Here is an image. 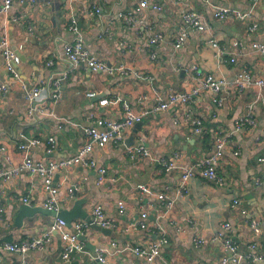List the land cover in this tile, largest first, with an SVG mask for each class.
I'll return each instance as SVG.
<instances>
[{"label": "crops", "instance_id": "1", "mask_svg": "<svg viewBox=\"0 0 264 264\" xmlns=\"http://www.w3.org/2000/svg\"><path fill=\"white\" fill-rule=\"evenodd\" d=\"M139 1L22 0L21 3L14 0L6 17L0 15V37L7 35L9 43L14 40L16 45L24 36L28 37L20 52L19 66L27 88L52 82L67 72L61 84V98L53 108L56 117L35 121L27 117V102L19 83L14 82L9 93L0 97V147L5 148L0 154V169L4 168V157L10 163L21 160L23 154L16 148V142L22 141L18 135L20 130L28 137L39 139L30 149L34 162L47 164L72 157L86 138L82 129L68 122L88 127L85 115L92 105L103 118L120 120L123 116L121 103L98 107V100L117 98L137 111L152 107V88L166 98L170 91L190 92L207 74L230 81L245 70L253 76L264 77V57L251 49L253 43L264 42L262 3L253 5L251 0H147L148 6L135 12L132 22L117 17L118 13L137 8ZM151 4L160 5L161 10H152ZM214 7L249 12L250 18L216 20L212 15ZM95 8L101 13H95ZM186 8L202 15L208 29L203 32L188 30L185 43L175 50L173 43L181 27V12ZM11 17L17 20L12 22ZM71 18L78 22L84 46L92 55L113 67H127L129 71L124 75H104L92 73L84 66L67 64L63 60L62 47L72 37ZM250 23L258 26L253 33L248 32ZM155 33H161L163 38L150 45L148 40ZM210 39L216 41V47L209 43ZM234 42L238 43L237 47ZM232 57L235 62L230 61ZM48 61H52V65L48 66ZM194 67L200 76L193 73ZM4 81L9 80L0 54V83ZM90 91L98 94L93 100L85 96ZM255 97L256 91L251 88L240 92L224 88L220 90L221 104L218 105L209 91L201 90L186 105L172 106L154 114L138 127L134 124L124 132L122 144L109 141L104 147L92 150L95 168L76 165L54 174L52 188L60 211L70 209L74 200L79 199L83 200L82 209L89 216L95 206L102 207L105 217L116 226L109 229V235L93 228L83 231L86 242L96 245L95 250L108 248L112 241L119 247L126 244L145 247L158 237L152 227L156 214L163 210V202L158 199V195L163 194L174 200V205L170 218L161 222L167 243L155 264H216L222 254L221 244L212 241L211 236L223 222L230 223L229 235L241 250L247 251L251 236L247 219L260 223L257 252L264 257V91L259 101H255ZM250 103L253 104L255 127L235 130L236 119ZM192 120L201 123L200 132L195 131ZM215 133L229 135L216 170L224 184L206 182L196 173L181 195L176 193L179 170L165 172L156 162L142 157L131 159L125 153L126 147L141 144L156 159L169 162L177 155L179 167H195L214 151ZM48 137L55 139L53 148L47 143ZM129 138L133 145L125 144ZM99 168L105 169L101 184L96 183ZM73 184L80 189L69 198L67 190ZM49 197L43 179L35 173L22 171L1 183L0 246L17 244L49 231L56 220L51 213L38 212L22 219L20 225L16 224L20 205L44 209L43 203ZM24 198L27 199L25 203ZM235 198L247 211L245 216L239 207H232ZM118 201L125 206L120 216ZM142 213L147 215L145 224L150 231L138 226ZM189 218L196 222L193 227L188 226ZM77 220L80 219L74 221ZM66 230L71 231V225L66 226ZM52 235L50 245L42 251L20 255L0 248V264H146L144 259L130 252L105 255L104 262L96 261L92 258L94 252L87 247L84 253L63 260L62 242L56 231H52ZM201 237L206 240L205 245L196 246L194 239Z\"/></svg>", "mask_w": 264, "mask_h": 264}, {"label": "built area", "instance_id": "2", "mask_svg": "<svg viewBox=\"0 0 264 264\" xmlns=\"http://www.w3.org/2000/svg\"><path fill=\"white\" fill-rule=\"evenodd\" d=\"M0 15L6 17L14 0H0ZM34 2L35 0H28ZM253 5L257 3H262L264 5V0H251ZM22 3V0H20ZM148 6L147 0L139 1L138 7L134 10L127 11L125 13H118L117 17L122 18L127 23L134 20L135 12L140 11ZM151 8L154 11H160L161 7L158 4H151ZM95 13H101L99 8H95ZM213 18L216 20H225L228 18H235L240 20H247L250 18L249 12L244 13L237 10L229 9L226 7H214L212 9ZM17 18L11 17V21H16ZM71 26L69 31L72 33V37L65 41L62 47L63 60L72 67L84 66L92 73H99L104 75L113 74H126L129 68L118 66L113 67L108 65L106 62L98 60L94 55H92L88 49L84 46V41L79 34L78 22L71 18ZM257 24L250 23L248 25V32L253 33L257 30ZM197 30L199 32L206 31L208 29V24L205 22L202 15L196 13L190 8H186L181 12V27L179 28L178 35L173 43V48L175 50L180 49L186 41L188 30ZM29 31L31 28L29 27ZM161 33H155L148 40L150 45H155L162 40ZM28 41V37L24 36L23 41L15 44L14 48H11L9 43V38L7 35L0 37V54L2 56L3 66L9 81H4L0 83V97H5L14 82L19 83L21 89L24 91V98L27 102L26 115L32 121L44 119L47 117H56L53 111L54 104L57 100L61 98V84L67 77V72L64 71L61 76L53 80L48 81L36 86L27 88L22 81L20 73L21 57L20 52L23 49L24 42ZM209 43L216 47V41L210 39ZM234 47L238 46L237 42L233 43ZM258 54L264 57V42L263 43H253L251 46ZM151 57L154 58L155 55L152 53ZM231 62H235V58L232 57ZM47 65H52V61H48ZM193 73L200 76L197 68H193ZM228 88L235 91H243L245 89L251 88L256 91L255 101H259L264 91V77L253 76L249 71H241L233 76L230 81L223 78L215 77L212 74H207L199 80L198 86L193 88L190 92H174L170 91L166 98H162L159 93H157L155 88H152L154 94V103L152 107L145 108L142 107L137 111H134L131 106L120 99L114 98L113 100L102 99L98 100V107H103L106 105H117L121 103V108L123 111V116L120 120H110L99 116L92 108L86 113L85 118L89 123L88 127H82L80 123L68 122L72 126L80 128L83 130L86 141L82 144L76 153L70 158H64L57 161H50L47 164L41 162H34L30 156V149L39 143V139L36 137H28L19 131L18 135L22 139L21 142H16V148L23 156L21 160L17 163H10L7 157H4V168L0 169V184L4 181L10 180L13 176L17 175L22 171H28L30 174H37L44 181V185L50 197L43 203V208L47 211L53 212L54 214L59 213L60 204L54 198V190L52 188V178L56 172L61 169H69L70 167L80 165L86 168H95L96 163L91 157L92 150L95 147H104L109 141L115 143H123L124 132L136 123L142 122L144 119L150 116L163 112L176 105H186L193 97L197 96L201 90L209 91L213 96V102L215 104H221V98H219V93L221 89ZM89 99H95L98 94L90 91L85 94ZM188 116V115H187ZM189 117V116H188ZM192 124L195 127V131H201V123L198 120H192ZM255 119L253 114V104L250 103L246 105L245 110L241 116L235 121V130H250L255 127ZM229 135H224L221 133H215L214 141V151L208 156H205L197 163L195 167H179L176 164L177 155L169 161L156 159V157L142 145L138 146H128L125 148V153L131 158L142 157L150 161L156 162L162 167L165 172H170L173 170H179L180 180L176 189V193L181 195L187 189V183L192 178L195 177L197 173L206 182H212L218 186L223 185L224 181L217 174V167L220 159L223 156L224 149L227 144V139ZM47 143L53 148L55 146V139L53 137L47 138ZM5 151L4 147H0V154ZM237 153H235L236 155ZM263 160V159H259ZM105 169L99 168L97 175V184H101L104 181ZM80 186L73 184L67 190V196L72 197L73 193L78 191ZM67 197V198H68ZM158 199L163 202V210L158 211L155 220L153 222L152 231L158 234V237L149 243V245L143 247L140 245L131 246L126 244L119 247L116 242H110L108 248H100L94 251L93 259L104 262V256H113L122 252H130L137 257H140L146 261V264H155L156 259L160 256L161 249L167 243L166 230L162 225V220L170 218V211L174 205V200L168 199L163 194L158 195ZM26 198L23 199L25 203ZM232 207H239L242 215H246L247 211L242 208L239 199L235 198L232 201ZM3 209L0 207V214ZM125 212V206L122 201L117 202V213L118 215H123ZM146 214L142 213L140 220L137 222L139 228L143 230H149L148 226L145 224ZM188 226L193 227L195 225V220L189 218ZM92 224H96L102 228L111 229L116 226L115 222L106 218L102 207L97 205L92 210V215L90 216V221L77 220L71 223V231L66 230V223L62 219H57L52 225V228L44 232L43 234L23 240L17 244L5 243L0 246L1 249L6 250L11 253L25 254L29 251H42L47 248L52 239V231L58 233L59 239L62 242V253L61 257L63 260H68L72 255L76 253H84L86 251L85 242L79 239V236L83 234L85 229H89ZM247 226L250 230V240L248 244L247 251H243L240 247L233 241L229 232L231 231V225L228 222H223L217 231L211 236L212 241L219 242L221 244V257L216 264H261L264 260L262 254L258 253L259 244L257 242V237L260 233V223L254 219H247ZM178 230L184 232L183 229L178 228ZM196 246L205 245L206 240L204 237L194 239ZM20 264H24L21 262Z\"/></svg>", "mask_w": 264, "mask_h": 264}, {"label": "water", "instance_id": "3", "mask_svg": "<svg viewBox=\"0 0 264 264\" xmlns=\"http://www.w3.org/2000/svg\"><path fill=\"white\" fill-rule=\"evenodd\" d=\"M61 14H63V12H61ZM59 16L57 15V18ZM13 25V24H12ZM22 29V27H21ZM11 48H14L15 43L14 40H12V42L10 43ZM140 125V123L135 124V127H138ZM131 138H129L128 140L125 141L126 143H129V145H133L130 144ZM128 145V144H126ZM141 145V144H139ZM82 203L83 200H74L72 207L70 209H62L59 213L54 214L53 212L47 211L46 209H41L38 207H34L31 208L29 207V205L27 204H22L20 205V207L18 208V213L16 216V224L20 225L22 222V219L26 218V217H32L35 213L38 212H44L47 214H54L56 216L57 219H62L63 221H65L66 226H70L72 222H74L75 219H80V220H85V221H90V216L87 214L86 211H84L82 209ZM90 228H93L96 231H99L100 233H102L103 235H109V229L107 228H102L96 224H92ZM79 239L83 242H85V245L88 249L92 250V252L95 251V249L97 248L96 245L91 244L89 242H86V238L84 234H81L79 236ZM96 261H99L96 259Z\"/></svg>", "mask_w": 264, "mask_h": 264}]
</instances>
